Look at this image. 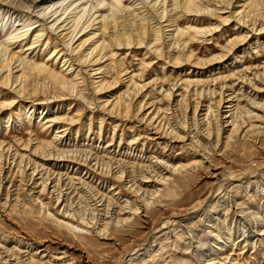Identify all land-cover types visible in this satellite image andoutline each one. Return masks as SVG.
<instances>
[{"label":"rangeland","instance_id":"1","mask_svg":"<svg viewBox=\"0 0 264 264\" xmlns=\"http://www.w3.org/2000/svg\"><path fill=\"white\" fill-rule=\"evenodd\" d=\"M2 1L9 0H0V21L16 10ZM154 1L168 10L179 3V32L156 29ZM184 1L203 12L186 15ZM31 10L0 28V54L45 63L65 84L29 66L23 84L0 85V251L24 264H264V111L254 107H264V0H48ZM73 21V39L49 57L60 26ZM97 25L107 54L88 64L75 46ZM148 29L152 37L141 34ZM156 34L179 40L154 44ZM39 35L41 45L25 50ZM227 52L226 67L215 63ZM227 94L240 107L230 126L219 109ZM143 99L163 113L159 126L143 119ZM200 103L202 121L192 114ZM54 117L68 128L57 148L88 167L46 163L54 174L74 168L86 178L51 195L47 174L30 180L32 168L7 167L12 159L2 153L44 151L36 141L54 143L57 129L45 127Z\"/></svg>","mask_w":264,"mask_h":264},{"label":"bare ground","instance_id":"2","mask_svg":"<svg viewBox=\"0 0 264 264\" xmlns=\"http://www.w3.org/2000/svg\"><path fill=\"white\" fill-rule=\"evenodd\" d=\"M12 1H14V0H11V1L9 0L8 1L9 3L3 2V1L1 2L2 6L4 5V6L14 7V5H15L16 10L11 12V14H10L11 16H9L6 20L4 19V20L0 21V28H6V29L12 28L16 24V22H20L24 18H26L25 16H28L27 13H29V14L31 13V11H32L31 9L33 7H35V6L41 7V6H44L45 2H48V0H27V1L26 0H15L18 3V5L17 4L11 5ZM25 2H30L31 4H33V6H31L30 3L26 5ZM184 3L187 4L183 10V11H185L184 13L186 15L198 16V15H200L199 13L203 12V10L193 2L192 3H186L184 1ZM178 4L179 3H177V2L174 4H171L172 7L168 10L167 6H165L164 4L160 5V3H158L157 1H154V3L151 5L152 9L155 11H158L159 9H161V11H160L161 15L159 16V19H157L156 29H164V27L167 24L169 26L166 29H170L167 31L179 32V29H177L176 27L173 28V26L175 25V22L177 21V18L174 17V15L177 13V11H175V10H176V8L179 7ZM25 7H26V9H25ZM42 14L45 16V13H42ZM155 18H156V16H155ZM26 26H28V24ZM77 26H78V23L76 21H73L71 23V25H69V23H67V24H63L60 26L61 29L59 30V33L56 36V38H57L56 46H54L50 50V56L49 57L55 56L58 53H60L63 49V47H60V46L64 45V44L66 45L67 41H70L71 39H73V35L75 33ZM140 26L141 25L139 24V27ZM94 28L95 29L90 31V34L87 37L83 38L80 45L75 46L76 50L82 49V52H81L82 54H80V56L83 55V59L85 60L84 62H86L88 64H90V62L93 64L100 62L101 59L106 57V54H107L105 52L107 49V44H106L104 37H103L102 25H97ZM151 29L143 30L141 32V34L142 35L148 34L149 36L152 37L154 33L153 34L151 33L152 32ZM159 31L160 30H158V32ZM216 31H218V30H216ZM138 33H140V28H139ZM155 36H157V37H154L155 41L153 43L155 44V42H157L158 44H160L162 46L167 44L168 47H171L175 43H177L179 40V39H176L174 37H169L168 35L160 36V35L156 34ZM179 36L181 37V35H179ZM249 37L251 38L252 36L246 34L245 36H242L239 40H236L234 43H232L233 44L232 50H236L238 47H240L241 45L246 43L248 41ZM39 38H40V35L37 36V41L32 42V44H29L25 48V50H28V51L29 50H36L38 45L40 46L42 43V40ZM1 44L2 43H0V53L2 52V47L4 46L3 44L2 45ZM4 52H5V50L3 51L2 54H0V85L11 86L12 84H16L18 82H19L18 84H20V83L23 84L24 79H22V77L24 74V68H27V67L29 68V66L35 70H39L42 73H47L50 77L54 78L55 80H58V82L60 84H62V85L65 84V81L62 80L61 76H59L57 73H55L52 68H50L49 66H46L45 63L35 64L33 60H32L33 61L32 63H30V61H27V60L18 61V60L14 59L15 58L14 54H11L9 56L7 55V57H6V53H4ZM228 55H229V52H227L226 54L219 55L218 56L219 60H218V62H215V63H221V65H223V67H226L224 65L227 62ZM68 60H70V58H68L66 61L68 62ZM194 65L196 67H198L197 66L198 64H194ZM243 71H248V69L244 68L243 70H236V73L243 72ZM96 73H101V72L98 71ZM231 76L232 75L227 76V77H231ZM99 78H100L99 82L103 81L102 77H99ZM128 82H130V80ZM1 87H3V86H1ZM100 89H104V90L107 89L108 91H110L111 89H115V85L104 86L103 84H101ZM15 91L19 95L22 94L21 92H19V88L16 89ZM138 93H139V91L137 92V94ZM167 95H172V93H169V94L167 93ZM173 95L176 96L178 94H176V95L173 94ZM227 95H225V96L223 95L221 97V99H220L221 103H220L219 109L221 110V108H222L223 112L225 113L223 116H220L222 119V122L225 124V126H230L232 124V120H233L235 113L237 112L238 108H240V107L238 104L239 98H236L235 95H233V96L231 94H227ZM174 99L175 98H172L173 102H174ZM14 101L15 100L10 102V106L14 104ZM176 104H178V102H176ZM35 105L36 104L31 103V105H25V108L32 109L35 107ZM175 105H173V106H175ZM152 107H153L152 101H145L144 99L139 101L138 110L143 109L144 111H147L148 109H150L146 113H143V119H145L148 124L157 127V126H159V124L162 121L163 113H161L159 111L157 106H155L153 108ZM254 107L259 109V111H262V112L264 111L263 106H262V108H259L260 106L255 105ZM45 108H48V106L45 105L43 108V111ZM172 108L173 107L171 105L169 107V109H172ZM4 109L5 108L0 105V115L3 113ZM202 110H205V113L200 114L199 112H201ZM43 111H41L40 113H42ZM206 111H207V106H205L203 103H200L197 107H195V112L193 111L192 114H193V116H197V118H198V116H201L200 120L202 121L206 117V115H208V112L206 114ZM31 117H32V113L30 114V119H31ZM159 118H160V120H159ZM60 120H63V119H60L58 117H54L52 119H48L46 124H45L46 125L45 127H47V128L53 124L55 126L54 128L57 129L56 132L58 134H55V137L53 140L54 143H52V142L46 143V142H41V141L37 142L36 141L37 147H46V149H43L44 151L38 152L37 148H35L33 150H29L27 155L23 154L22 156H18L16 153L11 154L10 152L8 153L7 151H5V152H7L6 154L2 153V155L6 156L5 158H8V160L12 159L11 162H7V165H8L7 167H9V165H12L13 163L15 166L16 164L20 165V163L25 162L23 165V167H24L23 170L27 171L28 169L32 168L31 172L28 174L30 176V180L35 179L36 175L41 174V176H42L44 174H47L48 177H47V179H45L46 181L43 180V182H42V184L45 183L43 190L46 191L47 193L51 194V195H53L55 193L56 186H58L61 183L67 184V182H71L70 184L73 185V187L71 186V188H75V189L86 184L85 183L86 178L84 179L83 177H80V176H77V177L74 176L75 174H78L76 171L73 170L74 168H72L70 170L73 172L71 175L68 176L69 172H57L54 174V172L50 171V169H48L47 166H44L46 163L53 161L54 162L53 165L58 166V167L60 166L59 164L62 162V167H65L67 170L69 169L71 163L78 164L79 166H87L88 167V162H86L85 160L82 162V161H80L81 159L80 160H79V158L77 159V157L73 156V152L71 153L72 150L57 148V146L62 144V141L64 140V133L68 129L64 126H56L57 122ZM31 143H32V140L29 138L27 141V144H25L24 146L28 147ZM25 156L26 157H33L35 159H38L39 161L33 163V161H31L29 159H23V157H25ZM51 176H53V177H51ZM36 179H38V178H36ZM57 194H58L57 195L58 198H60L62 196L60 191ZM0 248H1V246H0ZM18 259H20V260H18ZM24 261H25L24 259H21V256L13 257V254H11L6 249H4L3 251L2 250L0 251V262L3 264H24L23 263Z\"/></svg>","mask_w":264,"mask_h":264}]
</instances>
